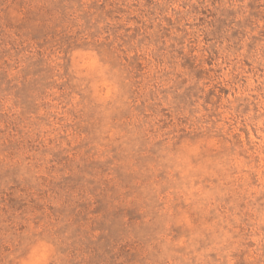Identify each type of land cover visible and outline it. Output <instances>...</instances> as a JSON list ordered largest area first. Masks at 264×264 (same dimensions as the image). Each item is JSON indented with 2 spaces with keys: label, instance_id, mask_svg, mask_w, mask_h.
Returning <instances> with one entry per match:
<instances>
[{
  "label": "rangeland",
  "instance_id": "374dc122",
  "mask_svg": "<svg viewBox=\"0 0 264 264\" xmlns=\"http://www.w3.org/2000/svg\"><path fill=\"white\" fill-rule=\"evenodd\" d=\"M0 264H264V0H0Z\"/></svg>",
  "mask_w": 264,
  "mask_h": 264
}]
</instances>
